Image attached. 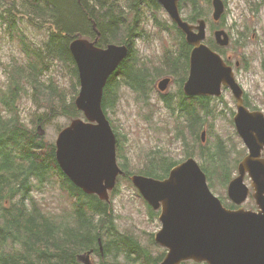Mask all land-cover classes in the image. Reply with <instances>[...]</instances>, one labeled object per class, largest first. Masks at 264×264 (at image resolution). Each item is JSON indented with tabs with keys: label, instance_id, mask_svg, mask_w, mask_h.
I'll return each instance as SVG.
<instances>
[{
	"label": "trees",
	"instance_id": "obj_1",
	"mask_svg": "<svg viewBox=\"0 0 264 264\" xmlns=\"http://www.w3.org/2000/svg\"><path fill=\"white\" fill-rule=\"evenodd\" d=\"M200 1L181 0V10H188L184 18L192 22L202 17ZM202 1L210 3V0ZM119 2L0 0L5 27L9 31L15 28L21 34L20 44L25 51V62L15 63L8 69V85L0 98V264H83L77 259V254L82 255L90 250L97 252L99 241L103 244L104 258L113 256L117 264H137L133 261L135 254L141 255L144 260L142 264H158L166 253L163 249L160 254L154 255L135 240L131 242L127 232L119 231L111 198L102 200L95 194H86L73 184L56 161L54 141L38 131V126L43 128L45 123L59 117L66 118L67 123L60 126L58 131L71 119L83 117L74 102L80 81L69 45L75 38L96 40L101 47L114 43L125 44L129 48L128 56L109 77L104 88L103 108L106 113L113 105V96L123 85H129L141 100L149 98L153 87L151 77L158 74L159 69L154 67L152 70L146 63L143 65L136 54L137 40L146 36L142 26L144 10L140 8L141 0ZM150 4L153 6L150 12H154L155 25L168 30L170 27L165 26L167 20L156 18L162 9L159 2L150 0ZM129 13L133 16L130 17ZM24 19L37 32L44 33L45 37L40 43L30 39L23 30L21 23ZM225 19L223 16L222 20ZM170 26L177 34L179 49L164 51L162 73L177 75L181 88L177 104L176 95L173 97V94H166L164 103L173 120H180L177 121L179 126L188 129V136L184 134V129L178 131L184 147L187 146V156L196 155L190 142H197L199 156L203 158V169L213 173L212 176H221L220 182L225 185L223 169L226 167L222 162V150L226 145L221 136L217 135L214 144L203 142L201 136L204 124L209 117H214L216 110L208 99L184 95L182 85L187 79L190 48L177 25L172 22ZM209 44L216 49L213 39ZM59 65L68 68L75 84L71 94H66V87L59 84L57 79H44ZM28 91L36 97L42 96L41 102L43 106L45 103V108L26 124L15 107L20 97ZM113 128L117 135L119 165L126 172L122 176L124 179L129 181L131 174L163 179L179 163L180 160H175L161 149H154L152 155H147L149 152L146 154L141 167L133 169L135 165L124 153L123 136L114 124ZM54 174L60 178L63 189L72 199L71 205L60 211L47 210L35 196V191L43 188ZM117 189L115 187L111 194L114 195ZM147 207L151 215L158 213L149 205Z\"/></svg>",
	"mask_w": 264,
	"mask_h": 264
},
{
	"label": "water",
	"instance_id": "obj_2",
	"mask_svg": "<svg viewBox=\"0 0 264 264\" xmlns=\"http://www.w3.org/2000/svg\"><path fill=\"white\" fill-rule=\"evenodd\" d=\"M158 1L192 46L184 93L189 97L220 96L224 85L230 87L237 98L234 123L250 148V155L240 164V175L229 183L228 193L240 202L247 193L242 185L246 164L253 178H258L259 174L264 177V166L253 160L260 143L264 144V115L261 111L246 109L243 89L235 80L232 67L203 42L206 21L199 19L194 24L184 20L179 0ZM224 8L222 0H213L214 19L222 16ZM215 36L221 44L229 42L225 30L216 31ZM69 47L80 81L75 104L84 117L72 119L58 132L54 142L56 161L61 171L83 192L109 200V191L125 171L118 164L117 135L104 111L103 93L110 75L126 58L129 48L114 43L101 47L96 40L85 37L75 38ZM169 81V78L160 80V89L164 90ZM38 129L44 134L41 126ZM202 140H205V131ZM130 180L153 209H160L161 228L155 240L167 252L159 264H180L186 260L207 264H264V200L260 195L257 201L262 210L258 213L224 208L194 156L172 167L166 178L132 174ZM87 253V257L78 255L85 264L91 251Z\"/></svg>",
	"mask_w": 264,
	"mask_h": 264
},
{
	"label": "rangeland",
	"instance_id": "obj_3",
	"mask_svg": "<svg viewBox=\"0 0 264 264\" xmlns=\"http://www.w3.org/2000/svg\"><path fill=\"white\" fill-rule=\"evenodd\" d=\"M143 2L140 4L142 9L140 10H144V13H142V26L145 28L146 36L136 42L135 50L143 65L146 63L151 69L157 67L159 71L158 74L155 73L151 77L153 87L151 93H149V98L141 100L137 95L138 93L129 85H123L118 94L115 93L113 96V105L107 112L108 118H111L112 124L117 127L118 132L123 136L124 153L131 164L135 165L133 169L141 167L147 155H152L154 149H161L175 160L184 159L187 156V146L184 147L178 131L184 129V134L186 136L189 134L187 127L181 128L179 126L177 121L180 120L177 119L176 122L173 120L170 111L163 102V97L160 95L162 92L157 86L159 80L165 76L162 73L164 68L162 63L163 53L165 50H176V47L178 48L177 34L170 26L172 22L163 8L156 14V18L158 20L166 19L168 23L165 26L170 27L168 30H162L154 24L152 21L154 12H150L152 6H149L150 3L147 0ZM118 4L122 6L121 2ZM200 5L203 17L207 20V36H210L212 7L209 6L208 2L202 0ZM225 11L228 13L226 16L227 26L222 28L233 35L245 36L243 47L235 49V53L239 58L246 54L252 68L251 72H243L239 77L242 79L244 87L249 91L252 102L262 105L263 99L260 93L264 89V69L262 67L264 64V0H227ZM187 12L188 10L182 9L183 15L186 16ZM129 16L132 17L133 14L129 13ZM5 26L6 22L1 16L0 9V98L8 85V69L15 63L25 62V51L21 46L22 41L19 37L21 34L15 28H10L11 31H9ZM21 26L28 37L37 43H40L45 37L43 32H37L35 28L30 27L27 19H24ZM50 77L57 79L59 84L66 87V94L73 92L75 84L72 82L70 72L66 66H57L51 74H46L44 79L47 80ZM174 77L176 81L170 82L164 92L173 94V97L176 94L177 104L178 76L174 75ZM41 98L42 96L36 97L28 91L16 103L15 108L26 124L30 123L35 114L43 112L45 103L43 106ZM212 105H214L216 113L214 117H209L204 124V129H202V131H206L204 142L214 144L217 135L226 140L227 146L232 149L229 151V167L233 169V164L236 163L240 153H243L241 135L238 131V134H234L232 122L221 111L223 109L221 103L214 101ZM42 106L43 109H41ZM66 123V118L59 117L45 123L42 130L49 139L55 141L58 129ZM38 131L40 130L38 129ZM190 144L196 153L194 157L199 163L203 162V158L199 156L197 142H190ZM212 183L214 190L220 192L224 189L218 176L213 178ZM117 188L118 191L114 195L111 194L110 198L114 213L117 216L116 224L119 231L122 233L127 232L131 242L135 240L142 247L145 246L148 250H151L154 255L160 254L163 248L157 243L154 244L153 236L161 228L158 215L150 214L146 201L128 180L120 178ZM35 196L44 208L52 211H60L62 208L69 207L72 202L71 197L63 189L57 174H54L43 188L36 190ZM87 255L82 254L84 257H87ZM92 257V264L100 263L99 257L96 255H92ZM133 257L135 258L133 261L137 264L144 262L141 255L135 254ZM115 259V257L109 256L106 258L105 263L117 264ZM122 260L125 261L123 257Z\"/></svg>",
	"mask_w": 264,
	"mask_h": 264
},
{
	"label": "flooded vegetation",
	"instance_id": "obj_4",
	"mask_svg": "<svg viewBox=\"0 0 264 264\" xmlns=\"http://www.w3.org/2000/svg\"><path fill=\"white\" fill-rule=\"evenodd\" d=\"M216 29H220L219 24H217V23L215 24L214 30H216ZM229 36H230L229 43L222 45L221 43H218L215 40L214 41L215 46L217 48H219V50H220L219 53L222 55V57L224 58L226 63L232 67V70L234 72L236 80L238 81V83L241 85V87L244 90L243 94H242V98H243V104L246 107V109H248L249 111H261L264 115V89H262V92L260 93L261 98L263 99V104L257 105V104L252 102V100L250 98L249 91L244 87V85L242 83V79H240V77H239L243 72H251V70H252L251 65H250V61L248 60L247 55L244 54L242 56V58H239V56L234 51V49H237V48L239 49V48L243 47L242 44L245 42V36L244 35L232 36L231 34H229ZM208 45L211 47L210 44H208ZM191 49H192V46L190 47V50ZM263 62H264V60H263ZM262 67L264 69V64ZM188 74H189V67L187 68V77H188ZM174 75L175 74H169V75H165V77H163V78H169L170 79L168 85L170 84V82L176 81V78L174 77ZM162 79H160V80H162ZM160 80H159L157 86H158V89L162 92L160 95L163 97V100H164V97L167 96L166 94H168V92L167 93L164 92L165 90H167L168 85L166 86V88L164 90H161L159 87ZM179 80L180 79L178 77L177 82H179ZM151 83H153L152 79H151ZM201 97L208 99L211 102L215 101V102L221 103V106H223L222 107L223 109L221 111H223V114H225L226 116L229 117L230 122H232V125H233L234 134H236L237 130H236L235 123H234V116L237 112V98L234 96V93L230 89V87L223 85L221 96L207 95V96H201ZM241 139L243 142L242 143L243 153L242 154L240 153V155L238 156L236 163L233 164V166H234L233 169L229 167V157H230L229 151L232 149H231V147L227 146L226 140L223 139V143L227 147L225 146L222 150V152H223L222 162H223V165L226 167L223 169L224 170L225 185L222 184L224 186V189L222 191L218 192V191L214 190L213 186L210 185V184H213L212 180L215 177V175L212 176L213 173H211V172L209 173V171L206 172L203 169V167H202V169L206 173L208 185H209L211 191L220 199L224 208H226L230 211H236V210L241 209L244 211L258 213L262 210V207L260 206V204L257 201V199H258L257 195H260L261 196L260 198L264 200V184H262V182H261V177H263V176H261L259 174L258 178H253L252 177L253 175L251 174V171H250V166L248 164H246V166H245V170H244V174H243V178H242V185L246 188V191H247L244 198L241 199L240 202H238L235 199H233L228 193L229 183L240 175V170H239L240 164L246 159V157H248L250 155V148L245 143L242 136H241ZM187 157L188 156H186L184 159H186ZM184 159L180 160L179 162H182ZM253 160L256 163L264 166V144L263 143H260V146H259L256 154L253 156ZM220 179L222 181L221 176H220ZM263 179H264V177H263ZM87 254L88 253H85V256ZM99 254H101V255H99ZM92 255H96L97 257H99L100 263L101 262L104 263L106 261L104 256H103V252L100 250V248L97 250V252L93 251V253L91 254V260H88L89 264L93 263ZM184 262H191V261L190 260L182 261L180 264H182ZM200 263L207 264L204 261L200 262Z\"/></svg>",
	"mask_w": 264,
	"mask_h": 264
}]
</instances>
